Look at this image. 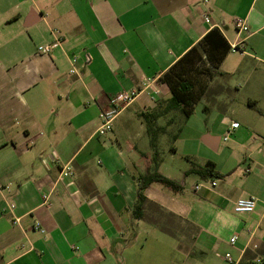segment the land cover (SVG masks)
Listing matches in <instances>:
<instances>
[{
  "label": "crops",
  "instance_id": "0c3cea01",
  "mask_svg": "<svg viewBox=\"0 0 264 264\" xmlns=\"http://www.w3.org/2000/svg\"><path fill=\"white\" fill-rule=\"evenodd\" d=\"M215 28L188 57L205 67L193 114L156 122L158 172L179 188L151 184L141 216L155 154L143 115L165 108L160 78ZM122 91L139 95L101 138ZM208 162L219 176L190 173ZM247 197L254 212L236 213ZM247 251L264 260V0H0V264H239Z\"/></svg>",
  "mask_w": 264,
  "mask_h": 264
},
{
  "label": "trees",
  "instance_id": "16d2710c",
  "mask_svg": "<svg viewBox=\"0 0 264 264\" xmlns=\"http://www.w3.org/2000/svg\"><path fill=\"white\" fill-rule=\"evenodd\" d=\"M216 32H218V30L216 28L213 29L205 37L202 43L194 47L192 51L184 56L160 78V81L166 84L173 94L172 98L167 102L165 108L151 114L143 115L147 124L148 134L151 137V144L155 154L153 157L152 170L150 169V171L146 175L140 177L139 179L140 184L138 190L139 195L138 203L136 205V212L140 213L141 216H143L145 204L148 202V198L144 194V190L151 184L161 183L174 190H178L179 188L174 181L168 179L158 172L159 164L161 161V153L158 150V138L165 131V128L158 127L156 125V122L159 118L175 110L180 111L186 118H189L193 114V106L198 101L204 90V85L201 82L202 80L197 79L198 77L195 76V74L204 66L201 61V55H199L197 59L190 62L188 61V57L191 55V53L197 52L199 47H201L204 52L207 53L208 49L206 43L207 41H209L211 35L215 34ZM228 49H231L230 44L228 46ZM222 60L223 59H218L216 60V62L212 61L213 67H218ZM206 70L209 71L210 69ZM176 138L177 136H175L174 139ZM190 173H196L203 178L219 176L215 170V164L212 162H208L204 167L201 168H193ZM257 259V255H255L251 251H247L243 260L239 264H264V260L257 261Z\"/></svg>",
  "mask_w": 264,
  "mask_h": 264
},
{
  "label": "built area",
  "instance_id": "2783aa9c",
  "mask_svg": "<svg viewBox=\"0 0 264 264\" xmlns=\"http://www.w3.org/2000/svg\"><path fill=\"white\" fill-rule=\"evenodd\" d=\"M204 2L208 3L209 0H204ZM205 22L208 24H211L212 22L208 15L205 16ZM235 26L239 35L242 33L249 32V25L244 19L237 18L235 20ZM60 44H61L60 39H56L55 43L39 46L38 52L40 54H45V55L50 54ZM230 48H231L230 49L231 52L233 53L242 52L244 49L243 40L238 39L236 42L230 45ZM70 72L72 74H75L76 69L74 68ZM138 95H139L138 91H132V92L122 91L114 95L110 99L111 107L106 110H102L100 114L101 125L97 133L101 138L106 137L112 131L115 119L136 100ZM238 127H239L238 123H234L232 125V128L234 129ZM64 171H65L64 176L68 177L71 175L72 167L70 165H66L64 167ZM44 198L46 201L48 200V196H45ZM256 206H257V199L255 197L240 198L235 204V212L239 214L252 213L256 209ZM40 226H41L40 223L36 224L37 228H40ZM42 232L44 233L45 231L42 230ZM236 240L237 239L234 237L232 238L231 242L235 243ZM225 258L227 261L233 263V259L230 254H227Z\"/></svg>",
  "mask_w": 264,
  "mask_h": 264
},
{
  "label": "rangeland",
  "instance_id": "374dc122",
  "mask_svg": "<svg viewBox=\"0 0 264 264\" xmlns=\"http://www.w3.org/2000/svg\"><path fill=\"white\" fill-rule=\"evenodd\" d=\"M181 116H184V115H181ZM184 117H185V116H184ZM177 129H178V126H175L173 132L176 133V131H178ZM169 144H170V142H169ZM173 144H174V141L171 140V144H170V145H173ZM170 145H169V146H170ZM169 146H168V148H169ZM161 148H162V147H161ZM160 150H161V149H160ZM232 234H233V233H232L231 231H228V232H226V233L223 234V237H222V238L225 239V240H227V239H229V238L232 236Z\"/></svg>",
  "mask_w": 264,
  "mask_h": 264
}]
</instances>
